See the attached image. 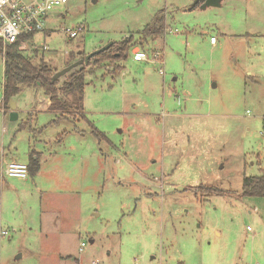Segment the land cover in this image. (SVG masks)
Instances as JSON below:
<instances>
[{"label":"rangeland","instance_id":"rangeland-1","mask_svg":"<svg viewBox=\"0 0 264 264\" xmlns=\"http://www.w3.org/2000/svg\"><path fill=\"white\" fill-rule=\"evenodd\" d=\"M195 1L54 10L20 45L35 65L60 71L131 39L117 65L75 69L89 72L82 111L63 117L30 86L10 121L0 57V264H264V198L241 196L243 177L264 172V0ZM13 162L27 179L5 176Z\"/></svg>","mask_w":264,"mask_h":264},{"label":"trees","instance_id":"trees-1","mask_svg":"<svg viewBox=\"0 0 264 264\" xmlns=\"http://www.w3.org/2000/svg\"><path fill=\"white\" fill-rule=\"evenodd\" d=\"M203 2L201 0L198 1ZM160 17L157 16L153 25L147 30L148 35L153 36L161 31L159 23ZM25 39L32 40V36H26ZM3 48L0 42V57L3 59V85H2V102L8 104L15 96L23 91L24 88L30 86H38L43 88L45 95L49 98V112L71 114L72 111H82V100L85 88V76L89 72L81 67L72 71L65 77L64 82L59 86V81H51L53 75L57 72L51 69L43 61L38 65L32 63L31 59L27 58L20 51V43ZM131 39L121 43H112L107 50L100 52L90 58L94 63L111 62L117 65L126 59L127 53L130 50ZM119 66H116V71H120ZM97 139L104 138L102 134L94 131ZM30 173L37 172L39 163L37 158L31 157ZM210 194L223 195L225 192L215 188H209ZM241 196L249 198H264V172L258 176L243 177L241 185Z\"/></svg>","mask_w":264,"mask_h":264},{"label":"built area","instance_id":"built-area-1","mask_svg":"<svg viewBox=\"0 0 264 264\" xmlns=\"http://www.w3.org/2000/svg\"><path fill=\"white\" fill-rule=\"evenodd\" d=\"M67 0H0V42L3 48L10 47L21 41V45L26 43V36L35 37L46 32V23L54 10L63 7ZM68 37L75 38L80 29L66 30ZM215 37H210L211 45L216 43ZM161 54L155 52L153 60H160ZM134 62H148V56L137 50L132 57ZM152 62V61H151ZM162 62V61H161ZM159 62V63H161ZM163 74L162 69L159 70ZM4 174L8 178L25 180L28 177V167L22 163H9L4 169ZM6 233L3 232L2 236ZM85 244L81 243L79 251L81 252ZM98 264V263H94Z\"/></svg>","mask_w":264,"mask_h":264},{"label":"water","instance_id":"water-1","mask_svg":"<svg viewBox=\"0 0 264 264\" xmlns=\"http://www.w3.org/2000/svg\"><path fill=\"white\" fill-rule=\"evenodd\" d=\"M221 0H204V3L202 5V8L206 7V6H218L220 4ZM198 3V0L195 1L194 4ZM112 43L100 48L97 51H94L90 54H88L87 56L84 57V59H80L72 64H70L69 66L61 69L60 71H57L53 77L51 78V81L54 82L56 80H59L60 78L66 76L67 74L71 73L72 71H74L76 68L82 66V65H86L87 61L94 55L103 52L105 50H107L108 48H110ZM9 109H10V121H15L17 119V114L15 112L16 109V105L13 102V100H10L8 103Z\"/></svg>","mask_w":264,"mask_h":264},{"label":"crops","instance_id":"crops-1","mask_svg":"<svg viewBox=\"0 0 264 264\" xmlns=\"http://www.w3.org/2000/svg\"><path fill=\"white\" fill-rule=\"evenodd\" d=\"M199 1V0H198ZM216 44V43H215ZM214 44V45H215ZM42 104H45V108L49 106V98L46 96L45 100L42 102Z\"/></svg>","mask_w":264,"mask_h":264},{"label":"bare ground","instance_id":"bare-ground-1","mask_svg":"<svg viewBox=\"0 0 264 264\" xmlns=\"http://www.w3.org/2000/svg\"><path fill=\"white\" fill-rule=\"evenodd\" d=\"M137 52V51H136ZM133 54H135V53H133ZM149 59V58H148ZM150 61V60H149ZM69 66V65H68Z\"/></svg>","mask_w":264,"mask_h":264}]
</instances>
